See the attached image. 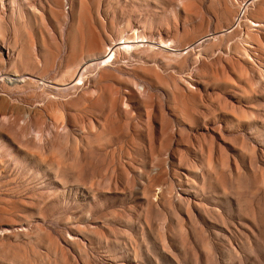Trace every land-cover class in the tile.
I'll return each mask as SVG.
<instances>
[{
    "label": "rangeland",
    "instance_id": "1",
    "mask_svg": "<svg viewBox=\"0 0 264 264\" xmlns=\"http://www.w3.org/2000/svg\"><path fill=\"white\" fill-rule=\"evenodd\" d=\"M0 264H264V0H0Z\"/></svg>",
    "mask_w": 264,
    "mask_h": 264
},
{
    "label": "bare ground",
    "instance_id": "2",
    "mask_svg": "<svg viewBox=\"0 0 264 264\" xmlns=\"http://www.w3.org/2000/svg\"><path fill=\"white\" fill-rule=\"evenodd\" d=\"M7 75V74H6ZM5 75V76H6ZM9 75V74H8ZM20 77H19V74L18 73H16V74H13V75H11V76H7V79H8V81L10 82V83H14V82H16V81H20V79H19Z\"/></svg>",
    "mask_w": 264,
    "mask_h": 264
}]
</instances>
